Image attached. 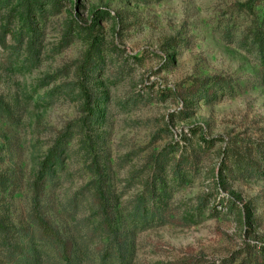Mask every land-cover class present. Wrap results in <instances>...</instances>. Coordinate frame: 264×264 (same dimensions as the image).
Wrapping results in <instances>:
<instances>
[{
    "label": "rangeland",
    "instance_id": "1",
    "mask_svg": "<svg viewBox=\"0 0 264 264\" xmlns=\"http://www.w3.org/2000/svg\"><path fill=\"white\" fill-rule=\"evenodd\" d=\"M247 1L41 0L29 12L0 0V221L48 219L97 262L101 176L132 264H264V1ZM196 80L208 97L188 96ZM60 137L63 166L44 182ZM200 146L192 169L177 170L172 149ZM240 152L259 174L236 172L227 158ZM149 184L169 221L137 226Z\"/></svg>",
    "mask_w": 264,
    "mask_h": 264
},
{
    "label": "trees",
    "instance_id": "2",
    "mask_svg": "<svg viewBox=\"0 0 264 264\" xmlns=\"http://www.w3.org/2000/svg\"><path fill=\"white\" fill-rule=\"evenodd\" d=\"M39 1L41 0H25L28 6L27 11L30 12L34 9ZM242 6L246 7L248 10L252 9L250 0L242 4ZM207 84V81L196 80L191 86V88H195L196 91L191 94L188 93V96L195 97L196 93H201L202 91V97H208L209 90L205 88ZM82 91L87 102H89L90 93L85 85H82ZM93 114L91 118H94L96 115L95 113ZM202 141L205 147L211 148L213 145V142L208 139L202 138ZM172 150L173 152L181 153L178 159L173 157V159L176 160L175 166L177 170L192 169L193 165L196 163V159L205 153V149H203L202 146L198 147L193 152H186L180 147ZM65 153H67V146L64 138L60 137L56 141L55 146L49 150L48 156L41 166L39 176L44 182L51 180L55 172H58L59 169L62 168ZM165 157L166 156L159 155V157L155 159L153 178L160 170V165ZM227 159H231V163L237 168L236 172L242 175L250 176L261 172V169L253 163L252 158L242 152L238 154L232 153ZM223 169L225 173H231L230 167H223ZM101 179L102 177L100 176L99 179H97L98 181L93 180L91 185L94 189L92 192L96 209L94 215L98 219L100 233L105 237L106 242H99L96 245L95 253H97L98 261L91 260L87 264H132V252L128 232L116 227L115 206L102 186L104 182ZM153 192L149 184L145 193L139 196L137 204L132 209L131 217L136 221L137 226L139 223H143L150 218L157 219L164 223L169 221L166 220L169 218H167L168 215L163 208L158 207L157 203L151 204L149 202V199L153 196ZM221 205L226 208L228 204L221 203ZM228 209L236 212V210H233L234 208L232 205H229ZM214 211V216L220 214L216 209ZM33 224V229L15 228L7 226L0 221V244L3 247L5 261L11 264H84L81 260V256L77 253L75 243L62 236L48 219L37 218ZM93 231L94 230H92V232ZM94 235L95 232L92 236L87 234V237L90 240ZM260 253L264 262V249ZM184 264L194 263L190 262ZM220 264H229V262L224 261Z\"/></svg>",
    "mask_w": 264,
    "mask_h": 264
}]
</instances>
